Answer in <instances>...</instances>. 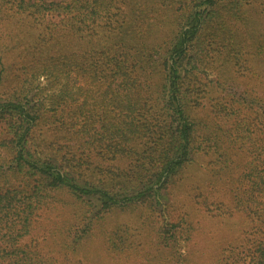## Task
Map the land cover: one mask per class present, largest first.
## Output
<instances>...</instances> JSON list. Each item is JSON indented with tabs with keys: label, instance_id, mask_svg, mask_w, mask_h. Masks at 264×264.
I'll return each instance as SVG.
<instances>
[{
	"label": "trees",
	"instance_id": "trees-1",
	"mask_svg": "<svg viewBox=\"0 0 264 264\" xmlns=\"http://www.w3.org/2000/svg\"><path fill=\"white\" fill-rule=\"evenodd\" d=\"M163 1L0 0V27L9 15L36 27L12 92L0 93V264H82L24 240L42 213L70 203L60 194L87 205L84 218L95 209L70 233L76 244L94 219L150 206L183 182L197 152L213 155L212 173L232 182V208L255 229L249 256L232 264H264V97L247 87L264 69V35L231 29L253 25L233 12L242 0H178L176 12ZM161 13L172 23L168 38L146 44L143 28L158 26ZM2 46L0 85L9 79ZM40 74L82 83L78 97L63 87L45 106L32 102Z\"/></svg>",
	"mask_w": 264,
	"mask_h": 264
},
{
	"label": "rangeland",
	"instance_id": "rangeland-1",
	"mask_svg": "<svg viewBox=\"0 0 264 264\" xmlns=\"http://www.w3.org/2000/svg\"><path fill=\"white\" fill-rule=\"evenodd\" d=\"M125 1L128 6H133L132 0ZM163 3L173 12L179 10L178 0H164ZM233 12H241L252 20L253 25L232 21L229 23L233 24L231 29L243 34L250 28L253 34L264 35V0H242ZM163 14L156 18L158 26H144L146 44L167 40L172 23ZM9 16H5L0 27L1 55L9 78L0 85V93L4 96L13 90L14 73L24 64L20 52L31 46L36 31L34 21L26 16ZM253 64L254 68L258 67L256 61ZM258 68L260 72L249 78L247 87L264 97V69ZM51 78L36 75L28 99L45 106L49 98L63 93V87L69 96L78 97V87L82 83L65 82L61 78L52 81ZM203 105L202 111L208 110L205 99ZM193 158L194 162L184 172L183 182H170L150 206L134 203L116 207L94 219L90 229L76 244L71 242L70 233L78 231L95 209L89 207L84 218L82 210L87 205L73 201L66 193L60 194L59 198L70 203L61 201V208L55 205L60 214L42 213L24 240L39 248L44 256H78L82 264H175L176 259L181 261L180 264H232L234 258L249 256L253 241L250 234L255 229L241 212L232 208L229 189L234 185L212 173L215 165L210 161L213 159L210 152H197ZM78 225L81 226L76 228ZM116 226L122 229L119 240L111 236ZM160 231L164 232L166 239L158 237Z\"/></svg>",
	"mask_w": 264,
	"mask_h": 264
}]
</instances>
